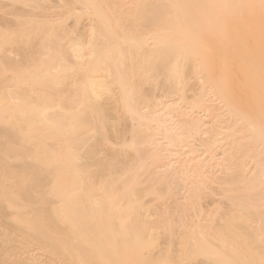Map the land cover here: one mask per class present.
Returning <instances> with one entry per match:
<instances>
[{
  "label": "bare ground",
  "instance_id": "1",
  "mask_svg": "<svg viewBox=\"0 0 264 264\" xmlns=\"http://www.w3.org/2000/svg\"><path fill=\"white\" fill-rule=\"evenodd\" d=\"M76 1L83 6H81L82 10L89 13L92 12L96 16L95 19H90L91 34L94 37L92 39L88 38L90 40L86 39L88 41L87 45L83 42L80 34L79 36L77 34L74 39L71 38V41L64 44L62 35L49 33V30L46 29L48 34H44L43 40L40 37L42 41L39 43V48L38 46L36 47L38 50L36 49L35 52L33 51L34 48L28 49V51L26 49V51L21 53L24 58H21L22 60L18 58L12 59L13 57L7 58L5 57L6 54L3 55L5 58L0 59V75L3 74L2 76H4L6 73L3 72L7 68L14 72L12 77L10 76L9 79L7 77L6 82L0 83V87H3L0 88V138L2 137V141L0 140V151L4 152L3 155H0V160H2L0 161V166H2V162H6L3 164L5 165L4 169L21 174L20 172H25L31 167L29 162L26 163L27 160L22 161L21 158L31 157L36 160L37 167L41 166L44 169L46 167L55 169L60 165L63 169L69 171L77 183L74 189L76 191H68L66 194L67 201L72 204L71 211L64 210L59 212L57 216L63 217V214L72 215L71 220L68 218V226L66 225L68 230H60V228L59 231L58 229L55 231L52 223L55 219H58L55 215L58 214V211L54 210L56 212L53 214L50 209L54 207H52V204L50 206L47 205V203L40 205L41 220L33 225L32 229L39 230L41 226L44 227L43 225L53 228V232L51 231L52 233L47 238L55 246L56 250L64 252V254L71 250H69L71 246L69 244L72 237L83 240L82 245L91 248L90 251H99L103 244L106 246L104 243L105 239L102 240V237L99 236L101 207L107 205L108 209V205H113L112 208L116 210L122 200L119 202V198L113 197L115 195H112L114 187H111L112 191L110 188V194L104 196L102 193L104 198L94 197L95 194L92 192L97 188L95 182L94 186L96 188L91 185L93 183L90 184L88 182L89 185H87L83 180V178L85 179L83 176L88 175L89 171H92L87 168L90 165L96 166L97 172L101 174L107 173L112 177L115 171L133 170L134 174H137L136 172L143 170L142 173L145 171V174L147 173L148 175L156 173L159 177L155 178V174L152 176L155 182L149 179L150 183L159 182L158 184H161L160 182H162L165 183V186H170L169 183L171 182L172 184L175 182V185L180 182L182 187L194 192H197L203 185L206 177L214 178L216 175H224L215 177L216 179L213 181H217V184L219 183L217 185L219 192L223 188L222 191L227 189L230 194L229 191L232 189L233 195H226L221 191L222 194H218L221 195L220 200L223 196L222 199L226 200L228 198L231 202V200L234 201L239 197L238 200L241 198L240 202L244 204H241L244 206L241 207L245 208V206L249 205V210H252L248 211L245 208L248 212H253L255 208L257 209L259 203H262L257 212L260 214L259 212L263 211L261 216L264 217V208L261 210L264 206V0H124L125 2L123 0H98L96 3L93 0ZM60 2L62 5L67 3L66 0H60ZM3 16L5 17V15ZM37 17L36 15L30 16V14L18 15L16 17L18 20H16H21L20 23L17 22L18 24L23 22V24L31 25L35 21L36 23L40 21L39 17ZM90 25L88 24V26ZM2 39V35H0V42ZM85 48L90 49L89 53L84 51ZM54 50L59 53L57 61L51 64L44 63L45 58L41 59V65L35 63L33 57L37 58L39 54L43 58V56H48ZM67 52H70L73 57L79 58V61L87 54L92 58L93 67L91 66V69H87V71L89 69L90 71L86 76V80L84 82L81 80L80 82L82 83L80 84L79 82L80 86L76 85L77 88L79 87L80 99L83 98L82 100H85L84 103H88L84 104L82 109H78L77 105L73 106L74 102L71 98H67L68 95L67 97L64 96L65 99L67 98L66 100L62 99L69 104V108L76 106L77 110L76 108L71 110L74 109L73 107L69 109L68 105H64V108L63 104V107H61L63 109H60L61 101L52 98V93L49 90L58 87H61V89L66 87L67 89L66 79L58 75L60 70L68 67L64 61V58H67L64 57ZM239 52L241 54L237 56L238 58L231 56H236V53ZM228 55L230 56L229 61L225 58ZM31 57L34 61L29 59ZM27 58L35 64H32L33 62L28 63ZM25 59L27 61L26 69H28L29 64H32L35 70L32 68L30 71L24 70L25 61L23 63V60ZM19 60L20 63L18 62ZM39 60L37 58L36 61ZM127 61L129 63L126 64H129L130 68L125 64ZM18 67L20 68L18 69ZM17 70L21 71V73L23 70V73L26 72L18 75ZM204 70L207 71L203 72ZM82 71L84 74L85 70L83 69ZM149 72L154 76H163V80L158 83L157 87L159 88H156L159 91L161 90V93L158 91L156 93L157 95L161 94L160 97L163 99L155 100L156 104L152 107L153 109H150L151 107L145 105L144 102L147 95L146 90H144L146 88L145 84L143 83V86H145L143 88V86L139 85L141 81H138V84L134 81V84L131 80L133 79L132 76L137 74L140 75L139 79L142 82L152 81ZM2 76L0 77L2 78ZM14 76H19L15 87H13ZM188 79H193V82L190 83ZM22 85H26L27 88L22 87ZM114 85L118 86L114 87V90L117 91L115 88L119 89L117 91L119 93H116L117 99L113 93ZM19 86L21 92L18 90ZM21 87L24 88V91L21 90ZM154 89L155 87H153V91ZM58 91L61 92L60 89ZM67 91L69 93L72 92L70 88ZM154 93L149 95L153 96ZM65 94L67 93L65 92ZM104 95H109L113 101L115 100V105L119 102L123 106L122 108L125 109L124 111L129 116L128 118L134 121V123H131L134 124V128H131L132 137L131 139L129 137L130 141L125 144L127 148L123 147L125 150L124 152L121 151L122 156L120 153L116 155L114 152L115 155L113 157L112 155L110 158L106 157L108 159L105 158L101 162L96 160L97 162L95 163L93 161L95 163L93 164V162L90 163L87 160L90 156L92 157L89 160L93 159L92 154L96 150L91 146L93 144L90 145V141L95 136L96 138L106 137L104 136L107 132L106 128L110 125L115 128L114 125L118 124L114 123V121L109 124L105 117V112L102 111L98 104ZM149 95L148 97H150ZM168 96L171 98L172 96L175 97L174 101L180 100L177 102L178 106L176 104L178 107L176 108L179 109L176 114L164 111L165 103L168 102L165 98H168ZM77 98L79 99V97ZM73 99L74 101L77 100ZM34 102H38L40 105L37 107L33 106ZM76 102H79V100ZM241 102H244V106L249 108L247 111H235L236 105ZM78 106L81 107L79 104ZM172 106L175 107L174 105H168L167 108ZM148 107L150 108L148 109ZM91 111L98 113H94L96 117L85 118L87 112L91 114ZM120 118L122 119L123 117ZM109 121L111 120L109 119ZM127 131L128 133L130 132L129 130ZM50 139L55 140L57 142L54 141L56 145L53 142L52 144L49 143L48 140ZM59 148L60 150L57 151ZM127 149L131 150L130 152L132 153L130 158L126 156L129 153H126ZM60 151H62L61 155L64 156L62 158L64 162L62 160H60L62 163L57 161L59 164L52 162L53 160L51 159L57 157L56 155L60 154ZM86 155H88L87 159H83ZM173 155L176 158L172 163L169 162V157ZM1 156L4 158L2 157L1 159ZM5 159H17L23 163L14 164L13 161L8 163ZM173 175H179L183 178L176 177L175 179ZM108 177L107 179L106 177L101 179L102 186L101 182L98 181L100 183L98 185L101 186L100 189L107 188L106 183L108 182H116L117 178L113 181V178ZM136 178H129L131 186L127 188L131 192L130 196H133L131 199L132 203L136 201L135 194H137L139 189L138 186L135 187V184L139 181ZM105 181L106 183H104ZM124 182L126 183V181ZM116 184L118 185V183ZM147 185L146 183L145 186ZM219 185H222V187ZM152 187L154 188L151 185ZM235 189L237 191L245 190L248 193L244 191L245 194H235ZM82 190L84 192L80 193ZM105 190L107 191V189ZM114 190L116 191V188ZM227 190L225 191L227 192ZM214 192L216 191L212 192L213 195L209 193L210 196L219 193ZM95 193L98 195V192ZM0 196H5L2 188H0ZM212 196L211 198L214 199L215 197ZM130 198L128 197V199ZM252 204L255 205V208H253L254 206L252 207ZM256 209L254 210L255 212ZM114 213L116 214L117 212ZM120 214L122 213L119 212ZM75 219L77 220L73 221ZM73 222H76L79 227L76 226V223L72 224ZM81 225L83 226L81 227ZM84 226L91 231L90 234L95 236L89 238L81 236L80 233ZM196 227L192 228L193 230L197 229L194 235L203 233L198 232L201 229L200 226ZM190 234H193L192 231ZM80 248L81 246L77 245L73 249L74 252L71 253V250L69 253L80 257L82 254ZM116 256L118 257V255ZM60 259L62 260V258ZM150 260L152 259L150 258ZM78 263L80 262L78 261Z\"/></svg>",
  "mask_w": 264,
  "mask_h": 264
},
{
  "label": "rangeland",
  "instance_id": "2",
  "mask_svg": "<svg viewBox=\"0 0 264 264\" xmlns=\"http://www.w3.org/2000/svg\"><path fill=\"white\" fill-rule=\"evenodd\" d=\"M66 1H67V3L65 5L64 4L62 5L60 0H0V35H2V38H3L0 42V44H1L0 59L5 58V57H7V58L13 57L12 59L18 58V59L22 60L21 58H23V57H22L21 53L26 51V49L28 51V49L31 50L34 48L33 51L35 52V50L37 49L36 47L38 46V48H39V46H40L39 43H41V41L44 39L43 38L44 34H48L47 30H49V33H53V34L59 33L60 35H62L64 38V44L68 43L69 41L74 39L77 34H78V36L80 34V37L83 38L82 39L83 42L87 45L88 41H86V39L90 40L94 37V35L91 34L90 19L92 18L91 20H93V18L95 19L96 16L93 15L94 13H92V12L89 13L85 10H82L83 6L78 1H76V0H66ZM88 1H91V0H88ZM93 1L96 3L98 0H96V1L93 0ZM93 1H92V3H94ZM80 7H81V9H80ZM1 10H2V12H1ZM27 11H28V13H27ZM15 13L18 15H21V16L28 15V14H30V16L36 15L39 17L40 21H38V19H37L38 22L36 23V21H35L31 25H28V24L26 25V24H23V22H22L21 23L22 25H21V24H18V23H20L21 20L17 21L18 18H16V17L18 15H16ZM39 13H40V15H39ZM3 15H5V17ZM12 15H13V17H12ZM77 19H79V20H77ZM83 23H85V24L83 25ZM88 24L90 26H88ZM44 25L47 26L48 28L45 27ZM76 27H77V29H76ZM40 37L42 40H40ZM88 38H90V39H88ZM64 51H65V49H64ZM84 51L88 52V51H90V49L85 48ZM5 54H6V56L4 57L3 55H5ZM58 54L59 53H57V51L54 50V51L50 52L48 56H43V58H41L38 54V56L40 57L39 58L37 56V53H36L37 58L40 59L39 61H36L37 60L36 57H33V58L35 59L36 64L41 65L42 64L41 59H45V58L46 59H45L44 63L46 62V63L51 64V63L58 60ZM65 54L66 55L64 57H67V58H64V61L66 62L68 67H65L62 70H60L58 72V75L61 76L63 79H66L65 82L69 85L68 86L66 84L67 89L70 88L72 90V92L69 93L70 90L67 91L66 87L63 88V86H62L63 89H61V87L60 88L58 87L61 90V92L58 91L59 90L58 88H56L57 91L55 88H51L49 90H50V93H52V94L54 93L53 94L54 96L51 94L52 98H55V99L61 101L60 109H63L61 107H63L64 105L65 106L68 105V108H69V104L65 102V100L67 98L68 99L71 98V100L74 102L73 106L77 105L78 109H82L83 105L84 104L86 105L88 103L87 102L84 103L85 100H82L83 98L80 99V96H79L80 92L78 91L79 87L77 88V86L78 85L80 86V84L82 83V82H80L81 80L83 82L86 80V76L88 75L90 69L93 67V64L91 61L92 58H91V56L89 57V55L87 54V56H85L81 61H79L80 59L76 58L75 56L73 57V55H71L70 52L69 53L67 52ZM240 54H241V52L236 53V56L235 55H231V56L236 58ZM69 55L71 56V58ZM1 56H3V57H1ZM31 58H29V59L33 60V58L32 59ZM225 58L227 61H229L230 56L228 55ZM29 59L27 58L28 63H31L34 61V60L30 61ZM20 60L18 61L19 63H20ZM89 60H90V62H89ZM24 61H25V63H24ZM27 61H26V59L23 60V63L25 66H23V65L22 66L25 69L22 66L21 67L27 71H30L31 68L33 70H35L34 65H32V64H35L34 62L32 64L28 65L29 70L26 69L27 68L26 67ZM49 61H51V62H49ZM126 63H129V62L127 61V62H125V64ZM74 64H75V66H74ZM30 65H32V66H30ZM79 65H81V66H79ZM126 66H128V68H130L129 64H126ZM85 67H87V68H85ZM19 68L20 67H18V69ZM88 68H90V69L87 71ZM83 69L85 70L84 74L82 71ZM20 70H22V69H20ZM23 71H22V73H23ZM80 71H81V73H79ZM205 71H207V70H204L203 72H205ZM16 72L18 75L21 73V71H18V70ZM3 73H6V74H4V76H2L3 74L0 75V76H2V78L0 77V79H1L0 81H2L0 83L6 82L7 77L9 79L10 76L12 77L14 74V72L8 68L5 69V72H3ZM76 73L80 74L81 76L80 75L78 76V74L76 76ZM149 75L151 76L150 79H152V81H149L150 83L147 81L142 82V80L139 79L140 75H137V74H136V76L133 75L132 76L133 79H131V80L133 82L135 81L136 84H138L141 81L140 83L142 85L139 83V85L141 87L145 84L147 89L144 88L145 86H143V88H144V90H146L145 91L147 94L145 96L146 98L148 97V95L150 93L152 95V93L155 92L154 93L155 96L149 95L150 97H148L147 99L145 98V100H144L145 105H148L151 107V108L148 107V109L149 108L153 109L152 107L156 104L155 100L163 99L160 97L161 94L157 95L158 92L161 93V90L159 91V89H156V88H159L157 86H158L159 81L163 80V76L162 75H155L154 76L151 73ZM82 76H84V77H82ZM3 77H5L4 78L5 81H3L4 80ZM17 77H19V76H14L13 87L16 86V83L19 80V78H17ZM78 77H80V78H78ZM77 78L79 80V81L76 80L78 83L76 81L74 82V80ZM135 78L137 81L135 80ZM71 79H73V80H71ZM154 79H155V82H154ZM67 81L70 83H68ZM71 81H73V83H71ZM156 81H157V83H156ZM188 81L190 83H192L193 79H190V80L188 79ZM79 82H80V84H79ZM135 82H134V84H135ZM189 82H188V84H190ZM74 85H75V87L73 88ZM152 85H154L153 87H155L156 90L154 89V91H153ZM6 87H8V86H6ZM22 87L27 88L26 85H22ZM22 87H21V90L24 91V88H22ZM114 87H118V86L114 85L113 90H114ZM0 88H3V87H0ZM19 89H20V86H19L18 90ZM54 89H55V91H54ZM115 89H117V91H119L118 88H115ZM149 89L152 90V92H150ZM117 91L114 90V92H113L116 99H117L116 93H119ZM65 92L67 94H65ZM73 92H74V95H73ZM67 95H68V97H67ZM72 95H73V97H72ZM64 96L67 98L65 99ZM156 96H158V97H156ZM77 97H79V99ZM62 98H64L65 100H63ZM73 98L79 100V102H76L77 100L74 101ZM174 98L175 97H173V96H172V98L170 96H168V98L167 97L165 98V100L168 101L165 103V108H164L165 112L170 113V114H176L178 112L179 109H177L178 108L177 102H179L180 100L174 101ZM101 99H102V102H101ZM101 99L99 100L100 103H98V104L101 107L102 111L105 112V117L108 120V123L112 124L114 121V123H118V124H116L117 128H116V125H114L115 126V128H114L113 126H111V125L109 126V124H107L109 127L107 126L108 127V128H106L107 132L105 131L106 135L104 134V136H106V137L101 136L102 138H99V137L96 138V136H95L91 140L93 143L90 141V145L93 144L91 146L94 149H96L95 150L96 153L94 152L92 154L93 159L91 158L89 160V158L92 156L88 157V155H86L85 158H83V159H87L86 157H88L87 160L90 161V163L93 161H95V163L97 161L101 162V161H103V159L105 160L106 157L110 158L111 155L113 157V155H115V153H116V155L117 154L119 155V153L120 154L122 153L121 151L124 152L125 149L123 147H126L125 144L130 141V139L132 137V129L134 128L133 127L134 124H131V123H134V121L131 120L130 118H128L129 116H127L126 111H124L125 109L122 108L123 106L121 104H119V102L116 101L118 104L115 105L114 104L115 100L113 101L109 95L108 96L104 95ZM167 99H169V100H167ZM62 101H64L65 103L64 102L62 103ZM139 102H141V101L139 100ZM152 102H153V105H152ZM77 103L79 105H81V107L78 106ZM243 103L241 102L238 105H236L235 111L236 110L244 111V112L247 111L249 108L245 107ZM62 104H63V106H62ZM176 104H177V106H176ZM32 105L33 106L35 105L37 107L40 104L38 102H34ZM168 105H174L175 107L172 106L170 108H167ZM65 106H64V108H65ZM73 106H71V108ZM77 107L75 106V107H73L74 109H71V108H69V109L75 110V108H76V110H77ZM117 111H119V112H117ZM89 113H90V111H89ZM94 113L98 114L97 112H93V111H91V114H88V112H87L85 118L90 117V119H91L92 117L93 118L96 117ZM116 115H117V117H116ZM120 117H123V118L121 119ZM113 118H114V120H113ZM109 119L111 121H109ZM121 121H122V123H120ZM131 121H133V122H131ZM123 122H125V123H123ZM98 125H99V123H98ZM125 125H126V127H125ZM111 129L114 131H112ZM119 129H120V132H119ZM126 129L129 130L130 132L128 133V131ZM123 130H125V131H123ZM113 132H114V134H113ZM116 135H119V136H116ZM121 135L122 136L124 135V136L122 137ZM126 136H127V138H126ZM129 137H130V139H129ZM103 138H105V139H103ZM126 139H127V141H126ZM0 140L2 141V137L0 138ZM48 141L51 144H52V142L53 143L56 142L55 140H51V139ZM111 142H113V143H111ZM56 143H55V145H56ZM99 146H100V148H99ZM98 149H100V150H98ZM59 150H60V148L57 151H59ZM130 151L131 150H128V149L126 150V153L129 152L126 154V156H128V158H130L131 154H132ZM61 152L62 151H60V154L56 155L57 157H55V155H54L55 158L51 159V160H53L52 162L56 163L57 161H60V160L63 161L62 158H64V156L61 155ZM108 152H109V154H108ZM3 153H4L3 151H0V155H3ZM56 153H59V152H56ZM104 154H106V156H104ZM121 156H122V154H121ZM2 157L3 156H1V159H2ZM98 157H99V159H98ZM108 158H106V159H108ZM175 158H176L175 155L170 156L169 162H172ZM65 159H66V157H65ZM126 159H124V160H126ZM5 160L8 163H11L10 161H13L14 164L15 163L21 164V162L23 160L24 161L27 160L26 163L29 162L31 164V167L29 168V170H27L25 172L24 171L20 172L21 174H19V172H13V171H8V170L4 169L5 165H3V164H5L6 162L5 163L2 162V164H1L2 166H0V167H3V168H0V188L3 189V193L5 194V196H0V264H47V263L48 264H50V263L51 264H68V263L69 264H108V263L109 264H115L117 262L118 258L119 259H118L117 264H148V263L149 264H264V217L261 216V213L263 211L259 212L260 214H258V212H257L258 211L257 209L259 208L260 205L262 206V203H259V206L256 209L255 205H253L254 204V202H253L252 207L254 206L253 208L256 209V212H257L256 213L254 211L255 209L253 210V212H248V211H252V210H249V208H248L249 205L245 206V208H247L248 211L245 208H242V207H244V206H242L244 204L240 202L241 198L238 200L239 197L237 199H235L234 201L231 200V202H230V199H228V198L226 200L222 199L223 196L220 200L221 195H218V194H220V193L222 194V192H223L227 195V194H229L228 190L225 189V190H227V192L225 190H224L225 191L224 192V191H222V189H223L222 188L219 192V187H217V185L219 183L217 184L216 183L217 181L214 182L213 180L216 179L215 177H218V176L221 177L224 175H218V176L216 175L214 178L213 177H208V178L206 177V180L203 183V185H201V187L197 190V192H194V191H190L188 188L182 187L180 185V182H179V184L176 183V185L174 184L175 182H173V184L171 182V183H169L170 186H165V183H162V182H160L161 184H158L159 182H156L155 184L150 183L149 179L151 181L155 182V180H153L154 178H152V176H154L156 173L154 175H152L153 173L151 175L150 174L148 175L147 173L145 174V171H144V173H142L143 170L136 172L137 174H134L135 172L133 170L123 171L124 173L122 171L121 172L115 171V172H113L114 175L112 177V176L108 175L107 173L101 174L100 172H97L96 166L90 165L87 168L92 170V171H89L92 174L89 173L88 175L83 176V177H85V179L83 178V180L85 182L84 181L83 182L87 185H89V183L90 184L93 183V184H91L93 186H94V182H95V184H96L95 186L98 189L94 186L96 188L92 192L93 194H95L94 197L95 196L96 197H103V194H104V196H106V194H110L109 192H111L112 188L114 187L113 191H112V195L115 194L116 196L114 195L113 197H115L116 199L119 198L118 199L119 202H120V200H122V202L120 203L121 206H120V204L118 205L119 208H117V209L119 211L117 209L115 210V208H112L113 205L112 206L108 205V209H107V205H103V207H101L99 236L102 237V240L105 239L104 243L106 245V246H104V244H103V246L99 248V251L103 248L101 250V252H99L98 250H96L95 252L93 250L90 251L91 248H89V247L87 248V246L82 245L83 240L76 238V237L71 238V240H70L71 243L69 242L70 243L69 245H71L69 250L71 249L72 251L71 250L70 251L72 253V252H74L73 249H75L77 245H80L81 246L80 249L82 250V254L79 257V255L77 256V255L69 253L70 251H68V253L65 252V254H64V252H61V251L59 252V250H56L55 246L51 242H49V240L47 238V236L53 232V230H54L53 228H55V231H57V229L59 231L60 228H61L60 230H65V231L68 230L67 229L68 218L71 220L72 215L63 214L62 215L63 217L59 216L60 219L57 216L59 215V212H62L64 210L71 211V209H72V204H70V202L67 201L68 198H67L66 194L68 191H72V192L76 191L74 189H75V186L77 183L74 181V179H73L74 177L71 176L69 171H66L60 165L58 166V168H55V169H52V167L51 168L46 167L45 169L47 171L41 166L37 167L36 160L32 159L31 157L30 158L29 157L24 158V159L21 158L22 161H18L17 159H11V160L8 159L9 161L7 159H5ZM0 161H2V160H0ZM16 161H18V162H16ZM88 161H85V162L89 163ZM106 162H107V160H106ZM95 163L93 162V164H95ZM57 164H59V162H57ZM44 167H45V165H44ZM132 172H133V175H132ZM108 173H112V172H108ZM117 173H119V174H117ZM120 173L123 175H121ZM139 174H140V176L138 177ZM141 174H142V176H141ZM179 175L182 176L183 174H179ZM179 175L178 176L173 175V177L176 179V177H181ZM155 176H156L155 178L159 177L158 174H156ZM170 176H172V174H170ZM86 177L88 178L87 180H86ZM99 177H100V179H99ZM105 177H106V179H107V177L113 178V181L116 178L117 179H116V182H112L113 184L111 182H108L110 185L108 183H106V181H109V180H106L104 183H106L108 187L100 189V187L102 186V180L101 179H105ZM133 177H135V178L137 177L136 179L141 181L140 184H139V181H137V183L135 184V187L138 186L139 189L137 190V194H135L137 199L134 203H132V201H131L133 196L132 197L130 196L131 192L129 191V189H127V188H130V186H131L129 178H133ZM181 178H183V177H181ZM120 179H121V183H120ZM98 181L101 182V186H99L100 183H98ZM124 181H126V183ZM127 181H128V185H127ZM114 183H115V185H114ZM116 183H118L119 186ZM142 183L145 185L147 183L148 187L143 185ZM151 185L154 186V188L153 187L151 188ZM120 186H122V187H120ZM220 187H222V185ZM110 188H111V191H110ZM115 188H116V191L114 190ZM183 188H185V189H183ZM231 188H233V187H231ZM235 188H236V186H235ZM105 189H107V191ZM217 189H218V191H217ZM229 190H230V188H229ZM61 191H62V193H61ZM213 191H216L214 193H217V192H219V193L212 196ZM231 191H232V189L229 192L231 195H233V192H231ZM244 191L245 190H243V191H241V190L237 191L236 190V192L234 191V193L235 194L238 193V194L242 195V194H245V192H247V191H245V192ZM83 192H84L83 190L80 191V193H83ZM95 192H98L97 193L98 195H96ZM209 193L210 194L212 193L211 196L215 197V198L214 199L211 198ZM99 194H100V196H99ZM101 194H102V196H101ZM121 195H122V197H121ZM126 195H127V197H126ZM128 197L129 198L131 197V198L128 199ZM99 200H100V198H99ZM212 200H213V202H212ZM214 200H216V201H214ZM43 201H45V202H43ZM207 202H209V203H207ZM242 202H244V201H242ZM44 203H47V205H49V206H50V204H52V207H54V208H51L52 210L50 209V211H53V214H54V212L58 211V214H55L58 219L57 220L55 219L56 220V221L54 220L55 222L53 221V223H52L53 226L51 225L53 228H48L47 226L42 224L44 227H47L48 229L41 226L39 228V230H37V229L33 230L32 226L37 224V222L39 220H41V210L39 209V207H40V205H42ZM175 206H177V207L180 206V207L177 208ZM263 208H264V206L261 208V210H263ZM54 210H56V211H54ZM114 212H117V213L115 214ZM119 212L122 214L119 215ZM51 214H52V212H51ZM116 215L118 218L116 217ZM221 215L223 217L224 216L225 217L220 218V217H222ZM53 217H55V216H53ZM73 217H75V215H73ZM76 220L77 219H75L73 221H76ZM75 223L76 222H73L72 224H75ZM76 226L79 227V225H77V223H76ZM82 226L83 225H81V227ZM192 226L193 227L194 226L195 227L196 226L201 227L200 231H198V232H203L201 234L199 233V235H201V236L194 235V233H196L197 229H195L196 231L193 230ZM188 227H190V228H188ZM134 228H136V229H134ZM188 229H189V232H188ZM190 229H191L193 234H190V232H191ZM39 231H41V232H39ZM100 231H101V233H100ZM90 233H91V231L87 230L84 226L82 228V232L80 234L84 238H89V237L95 236L94 234H90ZM187 234L192 235V236H189ZM133 238H134V241H133ZM105 241H108V242H105ZM110 241H112V242H110ZM124 243H126V244H124ZM63 254L65 257L63 256ZM95 254H97V255H95ZM71 255H73V256H71ZM116 255H118V257ZM113 257L116 260L115 259L113 260ZM60 258H62V260ZM150 258L152 260H150ZM51 260H52V262H51ZM78 261L80 263H78Z\"/></svg>",
  "mask_w": 264,
  "mask_h": 264
}]
</instances>
